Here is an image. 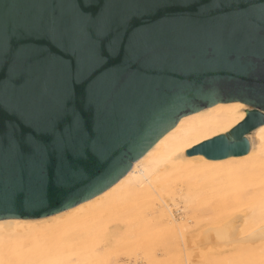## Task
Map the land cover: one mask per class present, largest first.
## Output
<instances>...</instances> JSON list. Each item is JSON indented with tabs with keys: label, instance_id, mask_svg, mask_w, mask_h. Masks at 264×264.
Wrapping results in <instances>:
<instances>
[{
	"label": "snow or ice",
	"instance_id": "6c2138e0",
	"mask_svg": "<svg viewBox=\"0 0 264 264\" xmlns=\"http://www.w3.org/2000/svg\"><path fill=\"white\" fill-rule=\"evenodd\" d=\"M94 4L98 10L89 12ZM172 6V0H44L41 10L0 17V112L16 117L0 121V203L25 195L35 201L53 180L75 185L85 162L109 146L103 116L117 108L127 115L120 93L131 79L152 77L144 83L163 90L214 70L190 58L177 29L133 23ZM240 12L246 10L230 23L211 20V44L233 66L254 70L250 42L257 17L264 27V8ZM80 88L84 104L77 103ZM86 111L95 113L91 122Z\"/></svg>",
	"mask_w": 264,
	"mask_h": 264
},
{
	"label": "water",
	"instance_id": "95a60500",
	"mask_svg": "<svg viewBox=\"0 0 264 264\" xmlns=\"http://www.w3.org/2000/svg\"><path fill=\"white\" fill-rule=\"evenodd\" d=\"M43 3L44 0H0V17L7 21L10 16L41 10ZM172 3V7L157 15H146L133 23L177 29L190 58L201 64L211 63L214 70L175 81L163 90L155 86L150 89L144 83L152 77L131 79L120 93V102L127 105V115L117 108L103 116L106 134L110 138L106 152L98 159L85 162L78 182L71 187L58 186L53 180L41 190L35 201L30 195H25L0 203V221L44 218L97 197L125 177L134 163L173 130L182 118L217 104L241 102L251 111L248 110L244 121L228 134L200 144L187 155L223 160L248 154V137L264 126V27L257 17L250 42L252 56L249 58L254 70L233 66L229 59L216 55L209 33L213 18L221 23H230L239 10H246L239 13L246 16L264 8V3L261 0H191L190 7H182V0H172ZM99 6L94 4L88 11L95 12ZM197 9H201L203 15L198 16ZM165 14L174 18L160 21L159 17ZM128 72L134 76L135 70L129 69ZM77 103H85L83 88L78 89ZM85 115L91 122L95 113L86 111ZM15 119L7 112H0V121Z\"/></svg>",
	"mask_w": 264,
	"mask_h": 264
},
{
	"label": "rangeland",
	"instance_id": "374dc122",
	"mask_svg": "<svg viewBox=\"0 0 264 264\" xmlns=\"http://www.w3.org/2000/svg\"><path fill=\"white\" fill-rule=\"evenodd\" d=\"M210 182L218 184L212 194L203 189ZM184 184L188 191L178 193V200L175 196L170 212L159 210L151 214L149 195L135 192L110 208L97 209L89 218L78 220L69 230L72 246L77 247L71 256H59L56 261L53 259L57 256L46 258L47 261L42 257L40 261L29 254H40L44 244L39 242L42 245L38 249V243L31 246L33 241L25 240L18 246H1L0 264H264V251L254 250L258 244L238 239L220 241L214 230L220 222L234 216L264 212V174L235 171L216 180L187 176ZM222 203V207H212ZM172 215H188L189 222L184 224L183 220L184 225L172 228L167 224ZM247 230L246 224L240 228L241 232ZM26 244L30 247L23 250ZM163 249L166 256L157 253Z\"/></svg>",
	"mask_w": 264,
	"mask_h": 264
},
{
	"label": "bare ground",
	"instance_id": "6f19581e",
	"mask_svg": "<svg viewBox=\"0 0 264 264\" xmlns=\"http://www.w3.org/2000/svg\"><path fill=\"white\" fill-rule=\"evenodd\" d=\"M240 105H244V107H240ZM248 110L249 107L245 104L233 102L217 104L186 116L179 121L173 130L160 139L145 156L135 162L125 177L97 197L44 218L1 220L0 252L3 245L18 246L23 243L22 241L30 240L33 241L31 246L36 243L39 244L38 249L44 244L41 247L40 254H32L31 251L30 256L34 255V258H38L40 261L42 257L47 261L46 258L53 259L57 256L53 259L56 261V259L59 260V256L68 257L71 256V252L76 251L77 247L72 246L74 241L71 238L70 227L78 220L89 218V215L97 209L110 208V206L125 199L131 193L137 192L149 195L148 204L151 206L149 209L152 210L151 214L159 210L170 212L172 209L170 206L171 203L173 205L172 201H175V196L178 197V193L181 195L188 191L185 190L184 184V179L187 176L188 178L191 176L216 180L222 174H230L235 171H245L256 175L264 174V126L255 130L248 137L250 150L247 155L229 157L223 160H209L203 155H187L188 151L200 144L217 136L228 134L244 121ZM217 185L215 182H210L208 186L204 185L203 189H208L206 191L211 193ZM224 205L225 203L213 204L212 207L218 208ZM167 219V224H170L172 228H177L189 222L188 215H182L179 218L172 215L171 218ZM183 220L184 224L181 223ZM179 222L180 224H178ZM245 224L248 226V230L241 232L240 228ZM215 229L220 241L226 242L238 239V242L258 244V249L254 250L264 251L263 211L257 210L246 216L237 215L227 221L223 220ZM45 240L48 243H45ZM39 242H42V244L40 245ZM28 246L24 247L23 250L30 247ZM157 253H161L162 256L167 255L165 249L158 250ZM21 254L23 256L25 252ZM16 256L15 258L19 260V256ZM32 259L29 260L32 261ZM44 262L42 261L40 264ZM49 262L50 260H48ZM50 263L53 264V262ZM37 264L39 263L37 262Z\"/></svg>",
	"mask_w": 264,
	"mask_h": 264
}]
</instances>
